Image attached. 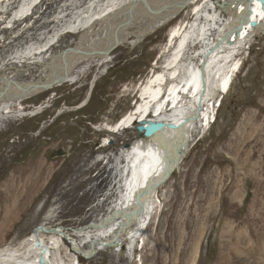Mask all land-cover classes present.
I'll return each mask as SVG.
<instances>
[{"label":"rangeland","instance_id":"obj_1","mask_svg":"<svg viewBox=\"0 0 264 264\" xmlns=\"http://www.w3.org/2000/svg\"><path fill=\"white\" fill-rule=\"evenodd\" d=\"M20 1L0 2L2 60L23 53L38 36L51 40L56 35L53 55L68 49V43L73 46L77 37L57 36L58 32L110 2L72 0L60 11L63 0H41L30 9L32 19L14 25ZM183 23H192L187 10L160 29H151L153 33L144 39L128 37L110 57L88 60L94 62L79 68L75 82L25 97L21 105L17 104L21 109L16 114L0 112V119H4L0 121V246L21 239L42 224L65 231L79 229L107 208L108 166L117 154L114 146L122 148L131 142L136 131L108 134L104 129L112 128L136 107L140 97L136 90L147 77L159 72L162 62L172 58L175 48L168 54L167 36ZM5 25L13 29L4 31ZM187 31V47L182 50L180 63L176 59L184 73L191 69L193 59L197 62L194 55L206 41V34L203 43L195 41L199 35L196 27ZM87 35L89 40L96 37ZM249 38L238 55L241 70L227 95L222 96L214 123L206 132L193 128L189 150L154 196L158 207L154 206L145 225L148 227L138 241L142 242L120 238L122 244L129 243L141 264H264V31L257 29ZM227 66L222 64L219 74ZM27 69L36 71L33 66ZM218 75L215 78L223 76ZM44 106L48 108L40 114ZM104 144L112 148H101ZM59 149L65 150V155L52 157ZM99 199H103L101 204ZM51 209L54 215L47 218ZM66 235V242H79ZM92 242L93 253H89L87 242L76 250L81 252L78 255L65 252L59 244L57 261L69 264V256L74 255L81 264H135L107 247L97 251ZM135 244L141 249L133 252L137 250ZM51 251H56L53 245Z\"/></svg>","mask_w":264,"mask_h":264},{"label":"bare ground","instance_id":"obj_2","mask_svg":"<svg viewBox=\"0 0 264 264\" xmlns=\"http://www.w3.org/2000/svg\"><path fill=\"white\" fill-rule=\"evenodd\" d=\"M38 1L41 0H21L18 3L19 7H16L15 9V15H19V17H14L16 20L13 22L14 25H21L25 20L32 19L34 17L32 13L33 10L30 11V9ZM44 1L45 0H42L41 3ZM71 1L72 0H63L64 3L57 7H61L60 11H62L65 9L64 7H68L67 4L68 2L71 3ZM128 1L131 0H126L124 3L120 2V0L107 1L104 6L98 9V11L96 10L95 14L88 15L85 18H78L75 26L72 23H69L66 28L64 27L65 29L58 32L57 36L69 34L67 31L74 32L73 30L75 29L80 32L84 27L86 28L90 26L93 33L92 31L90 32L95 34L96 37L89 40L90 36L86 35L83 40L77 39L74 44L75 47L79 49L87 47V49H90L91 51L104 50L108 47L110 39L105 35L103 25L100 24V21L111 15ZM143 1H147V4L155 9L159 8L166 2L173 3L179 2L180 0ZM0 2L4 4V2H8V0H0ZM129 5L130 4L126 6V9L120 15L117 12L116 17L118 21L114 20L112 24H117L118 28H120L121 21L127 19V8ZM249 5L250 6H248V0H193L188 7L182 11H188V14L192 17V23L190 25L184 23V25L180 24L179 28L176 26L169 32L166 49L169 47V54L175 48V51L173 50L174 54L172 60L170 61L169 59L166 63L162 62V65L159 66V72H156V74L154 73L145 79L146 81L143 83L145 84L144 88H142L143 84H140L139 89L136 90V94L140 95L135 103L136 107L132 108L121 118L120 121L114 124L112 128L104 129V132L108 134H117L122 130L129 129L136 131V137L129 142L127 148H125L124 145H122V148L117 145L114 146L116 147L117 154L108 166V172L110 173V186L108 187L106 194V201H108L107 208L102 212L98 211L97 214L91 217L94 220L91 219L87 225L79 229L65 231L62 227H51V229L55 228L56 232H45L42 229L35 231L34 228L32 232L23 236L21 239L15 242L13 241L10 244L1 245L0 264H40L39 259L42 256L45 258L46 264H59L56 258L60 248L59 244L65 249V252L71 254L73 251H71L70 245L76 251L81 244L84 246L88 242L90 250L88 251L89 253H93L92 250L94 249L90 246V243L92 245V241L97 239L99 240L95 245L97 251L101 252L107 247L106 249H109L110 251L113 250L118 254H123L124 257L128 256L127 258H129L130 261H134L135 264H141V260H138V258L135 259L134 254L130 250L129 243L126 244V242H124L122 244L120 238L124 237L128 242H142L138 241L141 239L142 235H144L143 231H146L148 227L147 225L145 228V225L151 219L154 206L156 207L154 196L157 195L159 188L166 184L170 176L165 182L160 183L157 186V189H155V186H152V184H155L162 179L167 164L172 172L178 168L182 157L179 159L176 155L182 146L185 148V153L189 150L194 127H197L200 130L203 129L204 132H206L210 125L214 123L215 115L222 100V96L224 97L227 95L229 91H227L228 86L230 89L233 78H235L241 70L242 58L238 59V55L242 52L243 45L246 44L250 33H253L257 29L264 31V18L260 4L253 0ZM249 8H251L253 12L249 13ZM58 10L59 9H57V11ZM167 12L168 11H163L158 14L152 13V11H148L139 3L136 4L133 8L132 17L128 24L125 28L119 29L118 44H123L125 41H128V37L135 38V41L142 38L144 39L153 33V30L151 29H160L165 24L176 19L180 16V13H182H177L178 15L176 14L175 17L167 22H163L161 26L160 21L165 20ZM28 13H30V15ZM202 16H204V19H202ZM59 17L61 16L59 15ZM247 17H250L251 21L258 25L251 27ZM240 21H242V27L238 30V33L231 32L232 35L227 38L228 41L224 38L218 45V41H220L227 32H230L237 27ZM8 26L10 25H5L4 31L13 29V26ZM188 27L189 30H193L195 27L199 30L197 31L199 35L195 36V41L203 43L205 34L206 41L202 45V50L194 55L197 62L192 58L191 69H189V72L184 73L183 69L178 68V65L183 56L182 54L185 52H182V50L187 47V39H190L189 31H187ZM206 28H209L207 33ZM102 32H104V35L101 36ZM210 32V36H212L211 38L207 36ZM92 34L90 35L92 36ZM17 36L13 38H18ZM49 36L47 34V37ZM54 36L56 35H53L51 40L50 37L49 40H47V38L44 39L43 36L40 38L38 36V38L36 37L38 40L34 39V43L28 44V47L23 53L21 52L14 56L10 55L9 60H2L5 56L0 59L2 60L0 62V91H3V89L7 87V92L4 94V97H0V112L2 115L5 113L11 114L13 112L16 114V112L21 109V107L19 109L16 107L22 104L25 97L38 95L35 91L27 92L28 86L50 81L53 77H59L63 74L64 68L62 61L57 57L61 52L67 49L55 52L53 55L54 52L51 51V49L56 42ZM236 53L237 56L231 58L233 55H236ZM37 55L39 57H36ZM162 56L160 57L161 59ZM11 57H16V59ZM32 59L33 61H31ZM92 59L100 60L104 59V57L83 56L73 53L67 55L65 60L66 63H68V76L64 82L55 85L52 88L59 87L64 83L75 82L79 68L84 67L85 65H90L94 61L89 62L88 60ZM176 59L179 60L178 64L176 63ZM228 59H230V61H226ZM106 60H104V62ZM22 62L27 65L24 67L19 65ZM222 64L228 66L219 74ZM238 64H241L239 68H237ZM11 65H16V67L13 66L10 70L8 67H11ZM30 66H33L36 71L31 70L29 72L27 67ZM231 67L234 68L232 69ZM12 69L16 70L13 71ZM202 74H204L206 84L205 90L201 78ZM221 74L223 75L221 78H215L216 75L220 76ZM13 81L15 84H12ZM52 88L44 92H48L52 90ZM200 100L202 101L201 107L198 106ZM46 108H48V106L41 108L40 114ZM21 111H23V109ZM195 111H197V116L195 115ZM194 116H196V118L190 121L189 119ZM203 116H206V119ZM16 117L18 116H15V118ZM1 118L0 121H4L3 117ZM142 121H162L172 123L177 126V128L175 130L165 129L163 133H156L148 139L140 136L135 129L136 124ZM200 130H198V134L201 133ZM203 135H205V133H203ZM183 143L184 145H181ZM109 144H112V142H109ZM109 144H104L101 148L111 147ZM63 152V155H65V150H63ZM145 190L148 191L143 192ZM141 193H144L143 196L139 197L143 210L139 212L140 208L137 204V200ZM102 200L99 199L97 201L98 204H101ZM52 211V209L47 210L45 216L47 218H52L54 215V212L52 213ZM38 227L50 229L45 224ZM66 234L78 238L79 242L77 243V241L74 240L70 243L67 241L68 245L66 247ZM94 236L97 237L92 239ZM72 239L74 238H71V240ZM116 241L118 242L117 244ZM37 242L40 243L39 246L37 245ZM52 245L56 248V251L54 252L51 251ZM139 246L136 245L137 250H133V252L139 251L141 249ZM45 247L48 250L45 249ZM44 249L46 251L43 253ZM73 253L78 255L81 252L76 251ZM69 257V264H81L78 258L76 259L74 255H70ZM61 264L64 263L61 262Z\"/></svg>","mask_w":264,"mask_h":264},{"label":"water","instance_id":"obj_3","mask_svg":"<svg viewBox=\"0 0 264 264\" xmlns=\"http://www.w3.org/2000/svg\"><path fill=\"white\" fill-rule=\"evenodd\" d=\"M193 0H180L179 2H173V3H169V2H166L165 4H163L162 6H160L159 8H155L153 9L152 7L149 6V4H147V1H143V0H131V1H128L127 3H125L124 5L120 6L119 9H117L116 11H114L111 15H109L108 17H106L105 19H103L102 21H100V24L103 25V30L105 31V35L110 39V42L108 44V47L104 50H101V51H91L90 49H87L86 48H83V49H79L77 47H75V45H71V43L69 42L68 45H69V49L63 51L60 53V55H58L57 58L61 59L62 61V65H63V68H64V72L61 76L59 77H53L50 81H47V82H43V83H40V84H35V85H32V86H28L27 87V92L29 91H35L37 92L36 94H39V93H43L44 91H47L49 89H51L53 86L55 85H58L62 82H64L66 80V77L68 76V73H67V66H68V63H66V57L67 55L69 54H77V55H87V56H93V57H104V58H108L111 56V54L119 47L118 45V37H119V29H123L125 28V26L128 24L129 20L131 19L132 17V12H133V8L136 4H140L142 5L145 9H147L148 11H152V13H160V12H163V11H168L167 12V15L165 17V20H161L160 21V24L162 26L163 22H167L168 20H170L171 18L175 17L176 14L182 12L183 10H185L188 5L192 2ZM253 0H248V6L250 2H252ZM257 1L260 6H261V11H262V14H263V18H264V0H255ZM129 5V7L127 8V19L125 21H121V26L120 28H118V25L117 24H112L114 20L118 21L117 20V17H116V14L118 12V14L120 15L125 9H126V6ZM248 12L251 13L253 12L251 8L248 9ZM177 14V15H178ZM247 20H249V25H251V27H255L257 26L258 24L257 23H254L253 21H251L250 17H247ZM89 26V25H88ZM242 27V21L239 22V25L237 27H235L234 29H232L230 32H227L225 34V36L220 40L218 41V45L220 44L221 41H223L224 38H228L231 34V32H234V33H238V30ZM91 27H84L83 29L80 30V34L83 33V34H79L76 32H71V31H67L69 33V35L71 37H73L74 39L77 37V39H81L83 40L87 34H91ZM228 41V39H227ZM79 45V44H77ZM103 60V59H102ZM204 70V69H203ZM202 83H203V88L205 90V79H204V74H202ZM12 84H15V82L13 81ZM21 91H22V88H21ZM39 91V92H38ZM7 92V87L3 89V91H0V97H4V94ZM203 94V93H202ZM201 98H202V95H201ZM201 104H202V101L200 100L199 103H198V106L201 107ZM195 115L197 116V111H195ZM196 116H194L193 118L189 119L190 121H192L193 119L196 118ZM177 128V126L173 125L172 123H166V122H162V121H151V122H145V121H142V122H138L136 124V127L135 129L137 130V133L142 136L143 138H150L152 137L154 134L156 133H163V131L165 129H171V130H175ZM129 143H126L124 144V147L127 148L129 145ZM181 145H184L181 144ZM184 146L181 147L180 150H178V153H177V158H181L183 157L184 153H185V148H183ZM57 153H60V154H57ZM54 154H57L55 156H53ZM64 152H63V149H60L56 152H54L52 154V157H56V156H64L63 155ZM165 173H164V176L162 177V179L160 181H158L157 183L155 184H152V186H155V189H157V186L162 183V182H165L166 179L172 174V171L171 169L169 168L168 164L166 166V169H165ZM150 188V187H149ZM148 188V190H149ZM148 190H145L143 192H146ZM144 193H141L139 196H138V200H137V204L140 208V211L141 212L143 210V207H141V203H140V200H139V197L143 196ZM39 229H42L44 230L45 232H56V229L55 228H50V229H46L44 227H36L35 228V231L39 230ZM63 235V234H62ZM65 237V236H64ZM94 243H98L99 240H93ZM118 242L116 241V244ZM37 245L39 246L40 243L37 242ZM115 246V245H114ZM113 246V247H114ZM70 249L71 251L73 252H76L70 245ZM46 250L44 249L43 250V253L45 252ZM93 251V250H92ZM39 263L40 264H46V260L45 258L42 256L40 257L39 259Z\"/></svg>","mask_w":264,"mask_h":264}]
</instances>
